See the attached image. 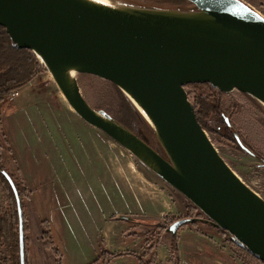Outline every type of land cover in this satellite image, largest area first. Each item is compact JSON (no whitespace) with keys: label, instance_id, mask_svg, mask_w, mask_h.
<instances>
[{"label":"water","instance_id":"95a60500","mask_svg":"<svg viewBox=\"0 0 264 264\" xmlns=\"http://www.w3.org/2000/svg\"><path fill=\"white\" fill-rule=\"evenodd\" d=\"M192 9L104 5L92 0H0V26L31 50L86 123L129 151L264 262V198L220 154L187 86L241 92L264 104V17L242 0H186ZM77 75L111 82L150 125L157 148L84 96ZM240 148L253 155L238 134ZM160 147V148H159ZM20 261L26 264L24 215ZM196 219L175 221L168 231Z\"/></svg>","mask_w":264,"mask_h":264},{"label":"crops","instance_id":"0c3cea01","mask_svg":"<svg viewBox=\"0 0 264 264\" xmlns=\"http://www.w3.org/2000/svg\"><path fill=\"white\" fill-rule=\"evenodd\" d=\"M33 86L22 89L14 103L0 104L9 153L30 190L31 218L47 221L51 237L63 241L64 264H92L103 251L144 254L145 237L139 229L129 231L132 224L137 219L140 226L158 224L166 213L186 212L189 201L177 191L180 197L162 190L165 197L160 187L148 188L147 169L132 170L130 157L78 116L64 98ZM190 226L177 235L180 264H191L187 260L193 258L201 264H239L222 231L209 224ZM114 239L128 244L113 248ZM170 243L163 242L157 250L163 264L170 259ZM112 264L140 263L123 256Z\"/></svg>","mask_w":264,"mask_h":264},{"label":"rangeland","instance_id":"374dc122","mask_svg":"<svg viewBox=\"0 0 264 264\" xmlns=\"http://www.w3.org/2000/svg\"><path fill=\"white\" fill-rule=\"evenodd\" d=\"M110 1L113 5L116 6L134 5V6H154L159 8H179V9L194 8V6L191 3L180 6H174L171 4H167L168 2L167 3L164 1L158 2L157 0H110ZM242 1L247 5H249L254 11L258 12L261 16L264 17V0H242ZM41 65H42V72L31 83L27 84L26 86H24L19 90H16L14 93L16 92L19 93L20 91H22V89L26 87H30L33 84L34 88L40 89L41 91L46 89H49V91L54 90L58 94V96L63 99L64 96L62 95L61 91L55 84L53 78L46 70L45 66L43 64ZM77 78L84 96L92 106H94L98 110H103L107 112L112 117L117 115L120 101L116 89L111 82L91 75H77ZM198 85L199 84H192L187 86L186 88L189 93L190 99L192 100L194 105L196 102H198V97L202 95L203 91L206 94L211 93V90L200 88L198 87ZM200 85H204V84H200ZM12 95L6 98V101H8V103L15 102L14 98L16 96L12 97ZM221 95H222L220 97V102L222 104L220 105V107L222 106L221 112H220V107H218L217 104L219 100L215 99L216 95L213 94L212 95L213 100L212 99L210 100V102L212 103L211 109L214 108L215 111L214 119L217 120L218 118L220 119L222 117V119H220L221 128L218 127L215 124V122H213V125L217 128V131L220 132L221 130L224 134L227 131L228 133L229 128L224 127V119L225 117H227L228 125L230 123L231 124L230 127H232L231 128L232 133L230 132L231 136L235 137V134H238L248 148L253 150L255 147L259 151L260 154L259 158L258 157L256 158L253 155L243 151L237 142L235 144L233 141L221 139L220 134L214 135L208 132L207 133L210 136L213 143L215 144V146L218 148L220 154L236 171V173L244 180V182L248 186H250L253 190H255L258 194H260L264 198V104L241 92H230V93L221 92ZM214 99L218 101H215ZM213 101H215V103ZM216 106L218 108H216ZM1 115L2 114L0 110V144L3 146V150L1 151V157H2L0 163L1 169L2 171H7V169H9L11 172L17 173L16 163L14 162V159L11 157L9 153L6 135L4 134V130L1 128ZM101 133L103 132L101 131ZM140 133L144 135L146 138H148L150 143L153 146H155V148L158 147L156 140L150 138L144 130L140 129ZM108 139L112 141V143L116 147L115 149H118L121 153H124L125 156L130 157L132 170L136 169L138 171V169L140 168L147 169L146 183L148 188H152V190L153 189L158 190V187H160L161 190L159 191L161 192V195L165 197L168 195L167 194L164 195L162 190L166 192H170L175 197L179 195L172 187H170V185H168L166 182L160 179V177H158L154 172H152L149 168H147L129 151L121 147L110 137ZM152 176H154L157 179L156 183L153 182ZM0 184H1L0 185V264H13L12 262H14L15 260L17 261V258L15 256L16 248L13 245L14 244L13 240L16 235L15 232L16 226L15 225L12 226L11 229L10 220L5 221L6 219L9 218V212L13 209H12L11 198L6 190V186L3 185V183L1 182ZM188 203L190 204V202ZM24 205H25L24 206L25 210L23 212V215L25 216V222H26V223L24 222L26 264H57V259L53 250L47 248L46 244L49 245V242L53 241L55 247L57 248L60 247L59 249H62L63 252L64 251L63 241H60L57 237L56 239L51 237L49 224L48 226H44L42 224L43 221L39 223L35 219V217L31 218V213L29 211L30 191L29 194L27 193V197L25 199ZM187 213H188L187 208H186V212H182V213H175V214L166 213L160 216L161 218L160 223L158 224L154 223L151 225L147 224L145 226H140L138 224L139 219H137L138 221L132 224L134 225V227L129 229V231H131L132 229H139L138 233L140 234V236L145 237V241H147V244H145L144 242L145 250L148 248L151 249V247L154 246L155 248H152L153 249L152 254L156 256L157 264H163L158 259L157 250L159 246H162L163 242L164 243L166 242L168 244L169 241L171 242L172 239L176 238L179 232L178 230L177 234L173 236L172 233L168 231V228L173 224V223L171 224L170 222L174 217L184 218L187 215ZM1 218L4 220L6 224L4 225V229L1 226ZM111 218L114 219L117 217L113 216ZM190 227H194V226L191 225ZM2 230H5V232H2ZM44 231H48L50 235L49 238L47 235L44 236L43 233ZM138 233L135 234L132 233L130 234V236L131 235L136 236ZM228 237L232 239L230 235ZM169 238L171 240H169ZM111 243L113 248H118L119 250H121L125 248L126 244H128V240L124 241V240L114 239L111 241ZM19 246H20V240H19ZM101 246H102V250L106 249V245L104 241L102 242ZM236 249H237L235 250L236 255L239 258V261H237V263L262 264L255 261L251 257H248L247 255L242 253L238 248ZM19 252H20V248H19ZM169 253L171 259V255H172L171 249ZM12 257L14 261L12 260ZM186 257H188L187 254ZM170 259L165 263L174 264L172 261H170ZM193 260L194 258L190 259V261L187 260V262L190 263L192 261L193 263L191 264H201L198 261L196 260L193 261ZM19 264H21L20 256H19Z\"/></svg>","mask_w":264,"mask_h":264},{"label":"trees","instance_id":"16d2710c","mask_svg":"<svg viewBox=\"0 0 264 264\" xmlns=\"http://www.w3.org/2000/svg\"><path fill=\"white\" fill-rule=\"evenodd\" d=\"M157 1L158 2L164 1L166 3L168 2L167 4H171L174 6L190 4L186 0H157ZM41 72H42V65H41L40 60L36 57V55L31 50L17 49L16 47H14L12 45V42L10 40V37L6 29L0 26V104L3 103L6 100V98L10 97L16 90H19L23 88L24 86H26L27 84L31 83ZM113 86L116 89V92L118 94L119 101H120L117 115L114 116L116 117L115 119L137 134H139L140 129L144 130L150 138L155 140V136H154V133L150 125L145 120L143 115L139 112L137 107L131 102V100L118 87H116L114 84ZM198 87L211 90V93L209 94H206L203 91L202 95L198 97V102L195 103L199 122L202 124V126L208 133L214 134V135L220 134L221 139L230 140L236 144L237 139L234 136H231L230 134V132L232 133V129H231L232 127L229 129L228 133L224 134L221 130L220 132L217 131V128L213 125V122H215V124L221 128L220 119H222V117L220 119L218 118L217 120L214 119L215 111H214V108L211 109L212 103L210 102V100L213 98L212 97L213 94L216 95L215 99H218L219 101L215 99L214 100L218 101L217 104H218V107H220V105H222L220 102V97L222 96L221 92L215 90L214 88L208 85L199 84ZM215 101L213 102L215 103ZM218 107L216 106V108ZM221 108L222 106L220 107V112L222 111ZM224 127L228 128L227 125L225 124V121H224ZM233 130H234V127H233ZM2 150H3V146L0 144V163L2 160V157H1ZM16 171L17 173L11 172L9 169H7V171L5 172H7L10 175V177L12 178L17 188L19 197L21 199L23 212H24L25 210L24 202L27 197V193L29 194L30 190L27 184L25 183L24 179L20 175L19 169L17 167H16ZM3 172L4 171H2L1 165H0V182L6 186V190L9 193V196L11 198L12 209H13L9 212V218L6 219L5 221L10 220L11 229H12V226L14 225L16 226L15 227L16 235L13 240V243H14L13 245L16 248L15 256L17 258V261L16 260L14 261L12 257V260L14 261L12 263L19 264L20 246H19V215H18V209H17V201H16L14 190ZM184 218H191V219H196V220L182 227H185L188 225L199 226L201 224H208L204 221L198 220V219L205 220L207 218L192 203L188 205V213ZM180 219L181 218L174 217L170 223L172 224L175 221L180 220ZM24 222H25V216H24ZM42 224L44 226H48L47 221H43ZM4 225L6 224L4 220L1 218V226L3 227V229H4ZM219 230L222 231L227 241H229V244L235 250H237L236 248H238L242 253H244L248 257H251L255 261L264 264V262L261 261L258 257L251 254L248 250L239 246L232 239H230L226 231L222 229H219ZM2 232H5V230H2ZM43 233H44V236L47 235L49 238L50 235L48 231H44ZM145 244H147V241H145ZM46 247L53 250L56 256V259H57V264H64L62 253L59 247L58 248L55 247V244L53 241L49 242V245L46 244ZM152 248H155V247L152 246L151 249L149 248L146 249L145 253L142 255L134 251H124V252H118V253H109V252L103 251L101 256L96 261H94L92 264H112V262L115 259L123 257V256H133L137 258L140 264H157V260H156L157 258L155 255L152 254V251H153ZM170 249H171V254H172L170 261H172L174 264H180L181 251L179 247L178 237L171 240Z\"/></svg>","mask_w":264,"mask_h":264},{"label":"flooded vegetation","instance_id":"af4514ba","mask_svg":"<svg viewBox=\"0 0 264 264\" xmlns=\"http://www.w3.org/2000/svg\"><path fill=\"white\" fill-rule=\"evenodd\" d=\"M224 121H225V124L227 125V127L230 129L231 127V124L229 123V125H228V119H227V117H225V119H224ZM226 133H227V131H226ZM244 143V142H243ZM245 144V143H244ZM246 145V144H245ZM247 146V145H246ZM253 151V156L254 157H258L259 158V151L254 147V149L252 150Z\"/></svg>","mask_w":264,"mask_h":264},{"label":"bare ground","instance_id":"6f19581e","mask_svg":"<svg viewBox=\"0 0 264 264\" xmlns=\"http://www.w3.org/2000/svg\"><path fill=\"white\" fill-rule=\"evenodd\" d=\"M94 2L100 3V4H104V5H111V1L110 0H92Z\"/></svg>","mask_w":264,"mask_h":264},{"label":"built area","instance_id":"2783aa9c","mask_svg":"<svg viewBox=\"0 0 264 264\" xmlns=\"http://www.w3.org/2000/svg\"><path fill=\"white\" fill-rule=\"evenodd\" d=\"M18 94H19V93L16 92V93H14V94L12 95V97L17 96Z\"/></svg>","mask_w":264,"mask_h":264}]
</instances>
